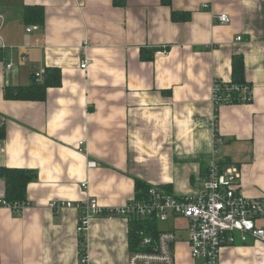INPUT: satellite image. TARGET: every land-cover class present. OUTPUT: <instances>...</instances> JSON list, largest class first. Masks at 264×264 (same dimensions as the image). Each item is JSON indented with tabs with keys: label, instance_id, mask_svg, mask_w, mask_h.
I'll use <instances>...</instances> for the list:
<instances>
[{
	"label": "crops",
	"instance_id": "0c3cea01",
	"mask_svg": "<svg viewBox=\"0 0 264 264\" xmlns=\"http://www.w3.org/2000/svg\"><path fill=\"white\" fill-rule=\"evenodd\" d=\"M31 6L37 12L24 17ZM34 24L38 29L27 32ZM233 55L243 58L251 100L219 105L215 136L211 86L231 80ZM84 58L89 64L81 69ZM48 68L60 71V82L43 100L5 96V87L28 86ZM1 127L0 169L35 176L27 207H0V264H80V212H55L52 200L93 197L109 210L134 198L136 179L194 194L213 151L222 165L239 168L245 196L263 195L264 0H0ZM256 225L264 229V217ZM128 226L123 215L92 216L82 233L86 264H128ZM219 260L264 264V240L235 234Z\"/></svg>",
	"mask_w": 264,
	"mask_h": 264
},
{
	"label": "built area",
	"instance_id": "2783aa9c",
	"mask_svg": "<svg viewBox=\"0 0 264 264\" xmlns=\"http://www.w3.org/2000/svg\"><path fill=\"white\" fill-rule=\"evenodd\" d=\"M217 18L222 24L230 22L225 13H220ZM37 29L38 25L34 24L28 26L26 31ZM88 64V58H84L79 66L86 69ZM13 66L12 62L5 64L7 70H11ZM43 73V70L34 73L37 82L42 80ZM234 92L239 95L235 97ZM234 99L251 100L248 83L239 85L231 80H213L211 102L214 108L221 104H233ZM214 153L215 151L210 154L206 162L203 188L194 194L179 196L149 186L144 199L131 198L124 205L109 210H103L93 197L79 202L52 200L49 207L55 212L63 208L79 210L76 225L78 234L87 230L92 216L103 212L108 216L118 214L129 219H154L158 225L170 223L174 229L185 230L187 234L183 241L189 259L186 264H220L221 247L235 242V234H238L241 241H246L248 237L264 240V229L256 225V220L264 217V194L257 197L245 196L239 185V168L234 164L221 165ZM95 164L94 161L87 163L89 167ZM82 186L85 187L86 183H82ZM0 207H8L17 212L27 207V202H9L1 198ZM176 219L184 220V224L176 225ZM138 234L141 238L135 249L130 250L128 264H178L176 250L181 241L176 240L172 230L161 229L155 238L145 230ZM86 260V253H82L80 264H86Z\"/></svg>",
	"mask_w": 264,
	"mask_h": 264
},
{
	"label": "trees",
	"instance_id": "16d2710c",
	"mask_svg": "<svg viewBox=\"0 0 264 264\" xmlns=\"http://www.w3.org/2000/svg\"><path fill=\"white\" fill-rule=\"evenodd\" d=\"M113 5L122 6L125 4V0H112ZM164 4L169 5L170 0H161ZM37 12L35 6L25 7L23 16H33V13ZM41 13V11H39ZM174 12L172 11L173 18ZM41 18L40 15H36ZM40 22V19H39ZM245 68L243 63V58L240 55H233L231 59V81L233 83L242 85L243 83H248L250 89H252L251 84L245 80L244 77ZM35 80V77H34ZM60 82V71L57 68H48L40 82L36 80L33 81L28 86H17V87H5V96L10 98L11 96L16 99L24 100H43L45 96V90L48 86L56 85ZM235 97L239 95L238 92H234ZM250 100L242 101L239 99H234L233 104L239 103H249ZM217 108H214V119H215V136L217 135ZM3 127L0 128V136L3 135ZM221 164V163H220ZM222 165V164H221ZM0 175L4 181V194L5 200L12 201H25L26 197V187L27 184L33 180L35 173L32 170L22 169V168H6L0 169ZM149 188L148 184L142 183L139 180H135V196L136 199H144ZM104 213V212H103ZM129 221L128 226V240H129V250H134L137 242L140 240L139 231L145 230L152 236H156L158 232V223L154 219H141L138 217L127 218ZM145 233V232H144ZM79 251L85 253L86 251V240L84 234H80L78 237Z\"/></svg>",
	"mask_w": 264,
	"mask_h": 264
},
{
	"label": "rangeland",
	"instance_id": "374dc122",
	"mask_svg": "<svg viewBox=\"0 0 264 264\" xmlns=\"http://www.w3.org/2000/svg\"><path fill=\"white\" fill-rule=\"evenodd\" d=\"M174 233L176 235V240H180L181 241V245L178 246L177 250H176V254L178 253V255L176 256L177 259V263L178 264H186L189 262L188 256H187V252H186V247L185 245H183V241L184 239L181 236V232L179 230H174ZM183 259V261H182Z\"/></svg>",
	"mask_w": 264,
	"mask_h": 264
},
{
	"label": "bare ground",
	"instance_id": "6f19581e",
	"mask_svg": "<svg viewBox=\"0 0 264 264\" xmlns=\"http://www.w3.org/2000/svg\"><path fill=\"white\" fill-rule=\"evenodd\" d=\"M160 230H161V229L158 227V232H159ZM158 232H157V233H158ZM173 232H174V231H173ZM156 235H157V234H156ZM153 237L155 238L156 236H153Z\"/></svg>",
	"mask_w": 264,
	"mask_h": 264
}]
</instances>
